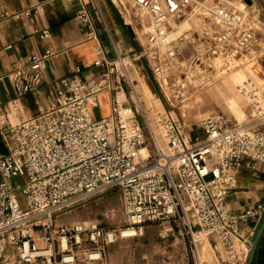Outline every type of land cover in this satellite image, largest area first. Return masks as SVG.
Here are the masks:
<instances>
[{
  "label": "built area",
  "instance_id": "2783aa9c",
  "mask_svg": "<svg viewBox=\"0 0 264 264\" xmlns=\"http://www.w3.org/2000/svg\"><path fill=\"white\" fill-rule=\"evenodd\" d=\"M215 1L117 0L135 20V34L142 35L143 52L135 60L146 58L160 86L168 83L176 64L182 38L174 36L176 27L190 9L200 10L209 21L198 57L221 60L230 70L254 60L256 50L264 51V45H258L264 42V9L258 0H245L242 9L228 7V0ZM38 8L12 17L24 19ZM77 18L88 27L90 38L97 39L84 5ZM38 33L44 40L51 36L48 28ZM95 51L97 77L83 79L77 67L41 114L15 124L0 117L6 147L0 152V264L99 262L106 246L143 236L148 224L163 226L165 235L178 231L191 237L196 264L216 263L202 257L199 233L213 241L222 264H237L241 251L252 244L240 224H260L264 204L237 215L229 210L226 196L236 184L235 169L244 165L255 170L264 164V113L239 122L210 112L200 122L203 136L192 138L186 122L171 111L149 118L131 80L127 54L110 60L101 43ZM58 53L48 48L16 64L11 74L16 110L18 98L40 92L46 64ZM105 91L110 92L111 114L95 119L92 110ZM18 177L24 178L23 184L14 183ZM114 188L120 190L124 215L119 229L88 221L58 223L60 214Z\"/></svg>",
  "mask_w": 264,
  "mask_h": 264
},
{
  "label": "rangeland",
  "instance_id": "374dc122",
  "mask_svg": "<svg viewBox=\"0 0 264 264\" xmlns=\"http://www.w3.org/2000/svg\"><path fill=\"white\" fill-rule=\"evenodd\" d=\"M110 2L123 22L132 29L136 51L127 54L126 61L129 63L134 88L149 118L158 117L157 113L161 115L165 109L171 111L175 117L186 122L187 131L195 138L203 136L200 122L210 112H222L239 122H246L253 116L264 113V85L253 76V61L248 60L245 64L228 70L221 60L198 57L202 29L209 23L199 14L200 10L190 9L178 22L176 33L182 37L179 42L180 51L168 83L162 82L160 86L146 58L135 60L134 56L143 52L140 42L142 35H136L134 31L135 20L129 16L131 21L128 22V15L121 9L117 0ZM210 3L216 4L217 1L210 0ZM224 3L228 7L242 9L245 0H228ZM187 25L190 28H187ZM258 45L263 47L264 42L260 41ZM256 52L255 58L262 53L258 50ZM250 79L254 91L250 90ZM124 87L129 93V82H125ZM107 110L106 98L102 97L100 106L92 110V116L99 119ZM137 117L142 121L140 115ZM24 181L23 177L14 179V183L23 184ZM78 221L93 222L111 229L122 227L124 215L120 190L114 188L88 198L60 214L58 218L60 224L69 225ZM211 243L213 244V241L209 242L204 237L198 242L202 257L209 262L213 261L214 257L218 264H222L220 255L215 254ZM249 252L248 247L243 249L237 264H246ZM91 264H196L195 245L193 239L185 233L176 231L173 235H165L163 226L148 224L143 236L120 239L106 246L103 260Z\"/></svg>",
  "mask_w": 264,
  "mask_h": 264
},
{
  "label": "crops",
  "instance_id": "0c3cea01",
  "mask_svg": "<svg viewBox=\"0 0 264 264\" xmlns=\"http://www.w3.org/2000/svg\"><path fill=\"white\" fill-rule=\"evenodd\" d=\"M258 2L264 9V0ZM83 5L93 18L97 39L90 38L88 27L77 18ZM36 6H39L37 12L29 17L20 20L12 17L16 12ZM45 28L51 32L46 40L38 33ZM98 43L102 44L110 60L136 51L131 27L123 22L110 0H0V117L3 115L15 124L41 114L62 89V80L73 76L77 67L82 69L81 78L97 77L100 69L94 66V62L99 57L95 51ZM48 48H55L59 53L46 64L40 92L18 98L20 110H16L11 78L14 67L26 63L31 55L43 54ZM252 61L253 76L264 85V51ZM249 82L250 90L254 91L252 80ZM111 84H115L114 79ZM102 97L106 98L108 110L103 116L106 117L111 114L110 92L100 94L99 106ZM5 151L3 143L0 152ZM247 161L248 158L244 157V164ZM235 174L236 184L226 196L229 210L239 215L252 206L264 204V164H259L255 170L243 165L235 169ZM260 224L242 222V235L249 242L253 241Z\"/></svg>",
  "mask_w": 264,
  "mask_h": 264
},
{
  "label": "water",
  "instance_id": "95a60500",
  "mask_svg": "<svg viewBox=\"0 0 264 264\" xmlns=\"http://www.w3.org/2000/svg\"><path fill=\"white\" fill-rule=\"evenodd\" d=\"M247 2H249V0H246ZM264 235V218L256 232V235L253 239V242L251 244V248H250V252H249V256H248V260L246 264H253L255 257H256V253L259 247V244L261 242V239Z\"/></svg>",
  "mask_w": 264,
  "mask_h": 264
},
{
  "label": "trees",
  "instance_id": "16d2710c",
  "mask_svg": "<svg viewBox=\"0 0 264 264\" xmlns=\"http://www.w3.org/2000/svg\"><path fill=\"white\" fill-rule=\"evenodd\" d=\"M0 151H3V142L1 138H0ZM253 264H264V235L259 244Z\"/></svg>",
  "mask_w": 264,
  "mask_h": 264
},
{
  "label": "bare ground",
  "instance_id": "6f19581e",
  "mask_svg": "<svg viewBox=\"0 0 264 264\" xmlns=\"http://www.w3.org/2000/svg\"><path fill=\"white\" fill-rule=\"evenodd\" d=\"M127 21L129 22V21H131L130 20V18H129V16L127 17ZM187 28L189 27L188 25L186 26ZM190 28V27H189ZM182 31V30H181ZM178 32V31H177ZM176 35H177V33H175V37H176ZM140 100H141V98H140ZM142 102V101H141ZM126 115H130V111H126ZM196 239H197V241L199 242V241H201V239H202V235H200V233L199 234H197V237H196ZM212 255V254H211ZM206 256V254L204 255V257ZM213 257V256H212ZM213 260H214V257H213ZM212 261H210V263H211ZM211 264H213V263H211ZM216 264H218L217 262H216Z\"/></svg>",
  "mask_w": 264,
  "mask_h": 264
}]
</instances>
